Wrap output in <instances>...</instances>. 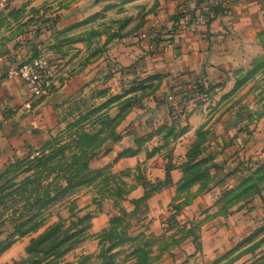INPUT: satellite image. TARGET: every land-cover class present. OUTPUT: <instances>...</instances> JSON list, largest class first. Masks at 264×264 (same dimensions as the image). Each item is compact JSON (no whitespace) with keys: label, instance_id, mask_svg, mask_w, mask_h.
<instances>
[{"label":"rangeland","instance_id":"374dc122","mask_svg":"<svg viewBox=\"0 0 264 264\" xmlns=\"http://www.w3.org/2000/svg\"><path fill=\"white\" fill-rule=\"evenodd\" d=\"M166 1L0 0V264H264V38L259 52L216 80L194 76L175 90V79L172 93L158 98L169 115L156 130L166 137L162 150L144 151L149 133L117 151L132 128L127 118L155 91L148 72H135L143 54L133 53L146 52L143 35ZM40 56L55 70L52 91L61 92L54 120L31 148L15 141L23 136L20 105L7 102L4 83L11 63ZM183 136L192 141L185 157ZM141 151L168 161L164 180L149 177L155 166H117ZM172 161H182L185 188L153 217L159 209L150 199L170 185ZM250 185L256 189L241 192ZM48 192L53 200L43 204ZM257 196L249 226L220 250L205 246L222 226L220 210L250 209ZM33 215L44 227L15 230Z\"/></svg>","mask_w":264,"mask_h":264},{"label":"crops","instance_id":"0c3cea01","mask_svg":"<svg viewBox=\"0 0 264 264\" xmlns=\"http://www.w3.org/2000/svg\"><path fill=\"white\" fill-rule=\"evenodd\" d=\"M181 14L184 16L179 21L178 18ZM199 15H205L207 22L197 26L193 21ZM153 25V29L143 35L146 37L144 40L147 43L144 46L146 52L135 51L133 58L143 54L137 60L138 63H134L138 67V71L135 70V72H138L139 75L148 72L147 82L150 80L155 82V91L154 94L144 99L141 108L135 109L127 118V122L132 128L116 145L119 152L128 147L135 148V139L149 133H153V135L148 142L143 141L144 151L147 153L155 148L162 150L161 146L166 137L163 132L156 133V130L167 124L169 115L164 106L166 102L163 100L160 103L158 98H161L165 91L167 94L172 93L173 88L171 87L175 84L177 86L175 90L189 87L185 84H188L194 76L203 77L202 82L205 84L208 79L216 80L220 71L237 69L245 57H251L259 52L260 41L264 38V0H167L163 9L155 16ZM156 30H160V33L156 38H151L149 35ZM168 42H172L170 47H166ZM175 79L178 82L175 83ZM4 85L7 86V90H4L7 102L15 104L16 107L20 105L18 115L22 118L19 126L23 131V136L15 141L20 144L24 139L27 141L26 146L32 148L45 128L54 120L53 107L59 100L60 88L53 91L51 89L45 96L36 95L29 93L24 83L12 76L7 78ZM178 85L182 86L178 87ZM167 94L166 98H171ZM149 100H153V104H150ZM181 139L178 146L181 154L185 157L192 141L185 140V136ZM210 143L213 144L210 141L206 144ZM144 151L133 157L118 159L117 166L123 168L124 166H155L157 169L153 170L154 176L149 177L153 180H164L165 173L163 171L168 161L163 158L156 159V156L143 159L141 155ZM2 153L3 146L0 143V158ZM180 163L171 162V184L152 194L150 203L159 209V212L151 213L153 217H156V214H161L160 209L169 206L175 196L179 182L183 177ZM215 190L219 191L220 187L215 186L207 190L205 194L209 195L208 193ZM167 194L170 197H167ZM257 199L258 196L250 201V209H239L238 211L234 209L232 212L230 210L233 208H228L230 211L228 214L220 210L219 215L222 216H219L216 221L222 225L219 230L220 234L216 232L217 229L212 230V233L203 242L205 246L210 244L215 246V250H220L221 247L227 245L229 240L233 239L232 237L249 226L258 208L255 207ZM153 207H151L152 210H154Z\"/></svg>","mask_w":264,"mask_h":264},{"label":"built area","instance_id":"2783aa9c","mask_svg":"<svg viewBox=\"0 0 264 264\" xmlns=\"http://www.w3.org/2000/svg\"><path fill=\"white\" fill-rule=\"evenodd\" d=\"M194 25H200L207 22L205 15L196 16ZM157 32L151 33V38L157 37ZM172 42H168L166 47H170ZM7 72L10 76L20 79L26 88L33 94H45L48 92L55 79V70L51 65L49 59L45 56L35 57L31 59L30 63L23 62L21 65L11 63L8 66ZM38 153L32 154L33 158Z\"/></svg>","mask_w":264,"mask_h":264},{"label":"trees","instance_id":"16d2710c","mask_svg":"<svg viewBox=\"0 0 264 264\" xmlns=\"http://www.w3.org/2000/svg\"><path fill=\"white\" fill-rule=\"evenodd\" d=\"M183 16L184 15H180L179 16V18H178V20L180 21L182 18H183ZM200 91H202V90H200ZM47 160H48V158H47ZM47 160H46V158L45 159H43L42 161H40L36 166H34L33 167V169H35L36 171H35V173H34V178L33 179H35V181H32V182H36L37 181V179H36V176H39L41 173H37V169L38 168H40V167H46V162H47ZM185 166H187V164L186 165H184V173H186V171L188 170V168H192V165H190V166H188V167H185ZM170 171V170H169ZM37 174V175H36ZM167 181H169L170 182V184H171V177H170V174H169V172L167 171ZM200 178V177H199ZM198 178V179H199ZM183 182H184V178H182V180L179 182V190L181 189V188H185V186L183 185ZM246 182L245 181H243L241 184H239L237 187L239 188V187H241V186H243L244 184H245ZM185 184V183H184ZM252 189H256V188H254V187H252L251 185L250 186H247V187H245L241 192H244V191H251ZM3 190V189H2ZM0 197H2V195L0 196ZM44 198V200L42 201V203L43 204H46V203H49V202H51L52 200H53V197H52V195H51V193H45V196L43 197ZM43 198H41V199H43ZM37 200H38V197L36 198ZM230 205V204H229ZM228 206V205H227ZM1 215V214H0ZM35 219V215H33L32 217H30L27 221H25V222H22L20 225H15V230H17V229H19V228H22V227H24L25 225L26 226H30L29 227V229H27L28 231H24V232H26V233H22L23 235H26V234H28L29 232H31V231H39L42 227H44L42 224L39 226V225H37V224H35V223H33L32 224V222H33V220ZM4 223H5V218H2V221H1V224H3L4 225ZM30 224H32V225H30ZM0 228H1V226H0ZM31 228V229H30ZM51 227H48L47 228V230L48 229H50ZM0 232H1V229H0ZM1 234V233H0ZM46 234H48V232H46L45 231V233L44 234H40L39 235V237H37L36 239H33L32 240V245L33 246H36V245H38L40 242H41V240H43L44 239V237H46Z\"/></svg>","mask_w":264,"mask_h":264},{"label":"water","instance_id":"95a60500","mask_svg":"<svg viewBox=\"0 0 264 264\" xmlns=\"http://www.w3.org/2000/svg\"><path fill=\"white\" fill-rule=\"evenodd\" d=\"M104 1H107V0H96L97 3L104 2Z\"/></svg>","mask_w":264,"mask_h":264}]
</instances>
